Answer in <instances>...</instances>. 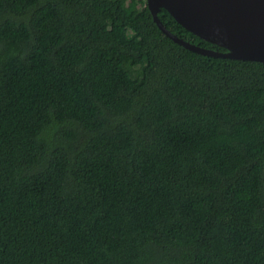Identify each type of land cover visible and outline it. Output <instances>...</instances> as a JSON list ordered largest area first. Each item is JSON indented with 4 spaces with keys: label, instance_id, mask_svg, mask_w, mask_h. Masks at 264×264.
Instances as JSON below:
<instances>
[{
    "label": "trees",
    "instance_id": "obj_1",
    "mask_svg": "<svg viewBox=\"0 0 264 264\" xmlns=\"http://www.w3.org/2000/svg\"><path fill=\"white\" fill-rule=\"evenodd\" d=\"M0 264H264V63L147 0H0Z\"/></svg>",
    "mask_w": 264,
    "mask_h": 264
},
{
    "label": "water",
    "instance_id": "obj_2",
    "mask_svg": "<svg viewBox=\"0 0 264 264\" xmlns=\"http://www.w3.org/2000/svg\"><path fill=\"white\" fill-rule=\"evenodd\" d=\"M159 27L175 42L195 52L264 63V0H147ZM167 9L195 35L226 51L204 48L171 32L160 20Z\"/></svg>",
    "mask_w": 264,
    "mask_h": 264
}]
</instances>
